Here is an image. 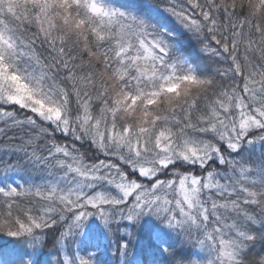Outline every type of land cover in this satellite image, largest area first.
<instances>
[{"label":"snow or ice","instance_id":"obj_1","mask_svg":"<svg viewBox=\"0 0 264 264\" xmlns=\"http://www.w3.org/2000/svg\"><path fill=\"white\" fill-rule=\"evenodd\" d=\"M0 264H264V0H0Z\"/></svg>","mask_w":264,"mask_h":264}]
</instances>
